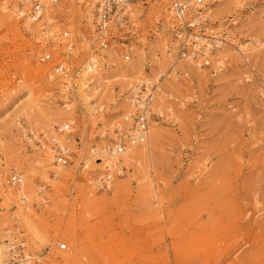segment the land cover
<instances>
[{"label":"rangeland","instance_id":"rangeland-1","mask_svg":"<svg viewBox=\"0 0 264 264\" xmlns=\"http://www.w3.org/2000/svg\"><path fill=\"white\" fill-rule=\"evenodd\" d=\"M45 1L32 23L0 0V244L10 232L20 251L8 263L264 264V0H207L192 33L225 41L207 66L178 58L168 0H130L132 27L105 50L96 0ZM157 73L161 118L112 168L101 152L130 125L134 85Z\"/></svg>","mask_w":264,"mask_h":264},{"label":"built area","instance_id":"built-area-1","mask_svg":"<svg viewBox=\"0 0 264 264\" xmlns=\"http://www.w3.org/2000/svg\"><path fill=\"white\" fill-rule=\"evenodd\" d=\"M18 4H27V17L32 21H37L41 17L43 11L42 0H17ZM207 0H168V10L172 15V18L176 22L175 27L172 30L173 38L178 42L177 56L179 59L187 57L189 54L194 58L200 57L202 65L207 66L209 64L208 57L213 51L220 49V46L225 42L222 37H204L202 33V27L198 29L199 35H194L192 29L196 26H200L198 20L201 18V12L204 11ZM201 5L202 8L197 9L193 17L189 18L187 22L184 18L189 13L191 4ZM193 4V5H194ZM130 0H97L94 8V27L96 40L100 50H105L109 40L111 38V31L115 29L118 33H121L123 29H131L130 25V13L128 6ZM198 7V6H197ZM203 18V17H202ZM204 22V21H203ZM129 31V30H128ZM67 33L62 34V37L66 38ZM200 38L201 42L190 40L191 38ZM189 47V49L187 48ZM66 54H70L72 50V44L67 40L64 45ZM127 59V58H126ZM42 60H49V55L45 54ZM89 66L90 63H88ZM53 73H62V69L58 64L52 67ZM163 74L157 73L154 77V81L143 82L134 85L129 96L130 104L133 108V113L130 116V125L128 129L120 139H116L108 145L106 151L108 154L117 156L125 148L126 145L134 146L142 144L145 141L146 131L150 121L160 119L159 115H156L150 108L152 103L153 94L156 93L158 83L163 79ZM53 142V141H52ZM53 146L57 150L55 161L57 164L63 166L67 163L69 158V151L66 147L60 146L57 142H53ZM122 169L119 167L117 173L120 174ZM110 176V177H109ZM111 175L106 173L101 179V185L105 188L107 183L110 182ZM20 183V177L18 175L11 174L6 179V184L17 187ZM12 249L7 253L9 258L19 257L20 251L18 245H12ZM57 250H65V245L60 244L57 246Z\"/></svg>","mask_w":264,"mask_h":264},{"label":"bare ground","instance_id":"bare-ground-1","mask_svg":"<svg viewBox=\"0 0 264 264\" xmlns=\"http://www.w3.org/2000/svg\"><path fill=\"white\" fill-rule=\"evenodd\" d=\"M46 1H48L49 3H53V2H55V0H46ZM45 1V2H46ZM83 1V0H82ZM96 2H97V0H96ZM42 3H43V0H42ZM194 4V3H193ZM191 4L190 5V10H193L194 9V11H196V8L197 9H200V8H202L201 7V5H198V4ZM20 6H22V8H24V6H27V4H22V5H20ZM198 6V7H197ZM14 7H17V5H16V3H15V5H14ZM28 7V6H27ZM50 7V6H49ZM49 7H48V10H47V13H46V15L48 16L49 15ZM44 9H45V4L43 3V11H44ZM128 10H129V13H130V9H129V6H128ZM43 11H42V13H41V17H42V14H43ZM131 14V13H130ZM41 17H40V19H41ZM46 18V17H45ZM28 20H30L29 19V17H28ZM47 21H46V23L47 24H49L50 22H51V20L49 19V18H47L46 19ZM38 21V20H37ZM37 21H32L31 20V22L33 23H35V22H37ZM64 34V33H63ZM195 39H197L196 41H198L199 43L201 42V39L200 38H198V37H196ZM202 43V42H201ZM221 47V46H220ZM218 54V53H217ZM87 62H89V63H94V62H90V60H88ZM195 63V65H196V67L197 68H199V66L200 65H198V62H194ZM59 65V64H58ZM96 65V64H95ZM60 67H61V69H62V66L61 65H59ZM87 68H86V74L84 75L85 76V79H86V77H90V76H92V73L91 72H93L94 71V69L96 68V66H94V65H92V66H86ZM135 70V71H134ZM133 71V72H132ZM136 68H131L130 70H129V73L130 74H132L133 76L135 75V76H137L136 75ZM58 73V72H57ZM129 74V75H130ZM162 74V73H161ZM97 75V74H96ZM98 76V75H97ZM134 76V77H135ZM82 78H84V77H82ZM154 80H145V81H143V82H149V83H151V82H153ZM161 83V82H160ZM160 83H158V87H157V92L156 93H154L153 94V98H154V96L160 91V88H159V85H160ZM134 88V87H133ZM130 101V100H129ZM152 102H153V99H152ZM129 105H131L130 103H129ZM151 105H152V103L150 104V108H151ZM129 111V110H128ZM131 112H132V106L130 107V112H127V115H124V117H123V120H124V122H125V124H126V122H128L129 121V119H130V115H131ZM128 125V124H127ZM148 127H149V125H148ZM49 129V128H48ZM147 133H148V128H147V131H146V136H145V140H146V138H147ZM53 140V142L55 141V142H57V140L55 139V137L52 139ZM144 143V142H143ZM142 143V144H143ZM59 144V143H58ZM138 145H141V144H138ZM138 145H134V146H128V145H126L125 146V148L121 151V153L119 154V155H117V156H113V155H110V154H108L107 153V151H102L101 153H103L102 154V156L103 157H106V158H108L109 160H106V163L107 164H111L110 166L113 168V167H115L116 166V163H118V161H119V157L121 158V157H123L124 156V158L126 159V160H130L131 158H132V154H128L133 148H131V149H129V150H127L129 147H136V146H138ZM60 146H62V145H60ZM98 149V148H97ZM127 150V151H126ZM126 151V152H125ZM134 154V153H133ZM109 166V167H110ZM14 175H18V174H14ZM19 176V175H18ZM20 177V176H19ZM110 177V176H109ZM110 181V180H109ZM20 183H21V178H20ZM19 183V184H20ZM18 184V185H19ZM23 184V183H22ZM110 182H108L107 183V187H109L110 186ZM22 187V186H21ZM22 188H24V186L22 187ZM27 188V187H26ZM19 192V191H18ZM20 192H23V190H20ZM4 241H6L7 243H4V250L2 249V244H0V264H9L8 263V261H7V258L8 257H10L9 255H8V253H7V251L8 250H10V249H12L11 248V246L12 245H15V242H13V237H12V235H10V232H7L6 233V236H5V238H4ZM3 241V242H4ZM65 245V244H64ZM10 259V258H9ZM27 260L28 259H25L24 257H22L20 260H18V261H15V262H13V263H11V264H16V262L18 263V264H27Z\"/></svg>","mask_w":264,"mask_h":264}]
</instances>
